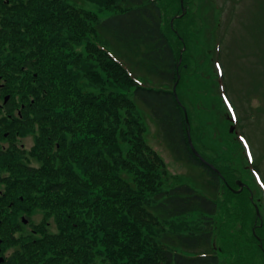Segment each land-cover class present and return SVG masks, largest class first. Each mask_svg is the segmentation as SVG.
<instances>
[{"label":"trees","instance_id":"1","mask_svg":"<svg viewBox=\"0 0 264 264\" xmlns=\"http://www.w3.org/2000/svg\"><path fill=\"white\" fill-rule=\"evenodd\" d=\"M89 1L114 14L97 21L68 0H0V65L15 62L25 84L24 116L17 114L10 128L38 123L30 153L39 162V168L22 163L1 179L24 182L26 193L36 185L41 195L33 202L40 198L57 228H43L9 264H95L99 257L100 264H221L214 242L217 200L187 182L164 187L165 161L145 138L136 101L179 159L202 167L213 190L223 186L245 214L252 212V241L264 253V220L250 189L232 190L236 182L223 179L189 144L190 129L195 148L209 160L195 145L178 93L181 79L179 101L173 90L183 62L163 31L159 2ZM27 173L33 178L16 179ZM191 215L201 224L187 232L170 228L171 220Z\"/></svg>","mask_w":264,"mask_h":264},{"label":"rangeland","instance_id":"2","mask_svg":"<svg viewBox=\"0 0 264 264\" xmlns=\"http://www.w3.org/2000/svg\"><path fill=\"white\" fill-rule=\"evenodd\" d=\"M68 1L77 8L94 13L97 21L114 14V10L89 0ZM157 1L163 13V31L181 53L183 69L178 93L193 122L195 145L210 163L223 171V179L227 177L230 182L241 180L244 187L250 189L251 198L260 206L259 218L264 220V0ZM179 18H182L180 24L177 23ZM183 37L185 41L180 43L179 39ZM104 40L108 42V38ZM109 44L118 53L124 51ZM92 59L94 65L91 66H98ZM140 75L146 77L143 72ZM17 77L15 82L21 83V77ZM82 80L85 81V77ZM11 98L12 102L16 101L23 117L25 87L23 91L12 94ZM135 103L136 118L146 129L147 142L165 161L164 187L187 182L217 200L219 208L214 217V242L221 264H264V253L252 241V232L256 230L252 212L245 214L239 198L230 197L223 186L219 191L213 190L209 186V175L202 167L179 159L149 110L140 102ZM37 126L38 123H33L26 129H11L8 138L1 134L0 149L5 145L4 150H8V153L0 154L1 171L12 173L18 165L23 166L22 163L39 168V162L30 153ZM31 175L27 173L24 178L16 179H31ZM18 182L14 183L16 188H11V197L19 199L17 196L21 195V203L25 204L18 217L27 214L31 218V224L22 229L27 234L21 240L24 245L42 236L43 228L46 227L50 233L57 228L55 217L47 215L40 207V198L33 202L32 196L41 195L39 188L32 186L34 189L26 193L21 188L24 182ZM225 183L228 186L226 180ZM30 187L31 184L28 185L29 190ZM230 187L239 190V186ZM201 221L191 215L173 219L169 224L170 228L176 227L175 233L187 232L200 225ZM31 228L39 232L33 233ZM22 247L18 244L10 246V257L15 258ZM101 259L97 258L95 264H100Z\"/></svg>","mask_w":264,"mask_h":264},{"label":"flooded vegetation","instance_id":"3","mask_svg":"<svg viewBox=\"0 0 264 264\" xmlns=\"http://www.w3.org/2000/svg\"><path fill=\"white\" fill-rule=\"evenodd\" d=\"M19 67H17L15 62L12 64L5 62L0 65V80H3V82H0V137L1 134L7 138L9 137L12 129L10 127L16 123L14 118L20 113L16 102H12L10 94V90L14 91L18 88L23 91L24 89V73L18 71ZM16 74L21 77V83L17 84L15 82ZM18 77L17 79H19ZM11 107L12 109H10ZM5 147V145H2L0 154L8 153V150H4ZM7 172L0 170V264H9L11 257H13H10L9 247L15 244L23 245L21 240L27 234L22 229L26 225L31 224L29 215L21 214L18 217L25 204L21 203L23 196H17L21 200L16 199V196L11 197L13 194L11 188H16V185L7 178L1 179V176H6ZM31 229L33 233L39 232L36 228Z\"/></svg>","mask_w":264,"mask_h":264},{"label":"water","instance_id":"4","mask_svg":"<svg viewBox=\"0 0 264 264\" xmlns=\"http://www.w3.org/2000/svg\"><path fill=\"white\" fill-rule=\"evenodd\" d=\"M181 59H182V57L180 58V61H181ZM179 79H180V74H178V79H177V81H176V83L174 84V88H173V90H174V93H175V95H176V98H177V100L179 101V97H178V94H177V91H176V87H177V84H178V81H179ZM185 114H186V120H187V123H188V125H189V118H188V114H187V111L185 110ZM188 140H189V144H190V146L192 147V149H193V151L201 158V160L204 162V163H206L207 165H209L211 168H213V169H215L216 171H218V172H220L212 163H209L199 152H198V150L195 148V146H194V143H193V139H192V136H191V131H190V129L188 130ZM237 185L239 186V190H235L236 192H240L243 188H244V186H245V184L241 181V180H238L237 182Z\"/></svg>","mask_w":264,"mask_h":264}]
</instances>
